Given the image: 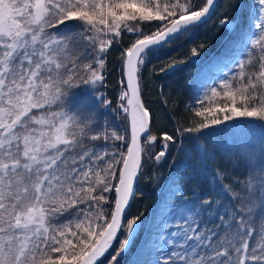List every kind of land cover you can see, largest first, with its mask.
<instances>
[{"label": "snow or ice", "instance_id": "snow-or-ice-1", "mask_svg": "<svg viewBox=\"0 0 264 264\" xmlns=\"http://www.w3.org/2000/svg\"><path fill=\"white\" fill-rule=\"evenodd\" d=\"M220 7L0 0V264H264V0H225L217 16ZM213 17L232 40L206 68L225 70L197 78L187 122L173 117L172 131L159 129L144 71L195 43ZM206 47L201 40L190 58ZM113 51L114 100L105 91ZM185 60L171 57L152 74ZM171 153L184 159L172 157L162 187L151 173L160 188L151 222L130 214L146 169Z\"/></svg>", "mask_w": 264, "mask_h": 264}, {"label": "trees", "instance_id": "trees-1", "mask_svg": "<svg viewBox=\"0 0 264 264\" xmlns=\"http://www.w3.org/2000/svg\"><path fill=\"white\" fill-rule=\"evenodd\" d=\"M221 5L225 3V0H219ZM222 5V9H223ZM222 9H220V14ZM219 16V15H218ZM216 17H213L207 25L204 26L199 32V39L192 44L184 42L169 48L161 57L154 58L153 62L148 65L144 71V92L143 99L148 106L156 113L159 129L172 131L173 130V117H183L184 122H187V114L185 112L186 104L190 101L193 88L196 86L197 78L204 76L207 79H214L222 71H224V65L220 64L211 72L206 68V65L210 60L220 56L228 44L232 40V37H225V33L216 32L215 29ZM131 35L123 37V43L127 45L131 40ZM207 39L208 47L204 48L198 58H190L191 47L196 46L201 40ZM119 51H113L108 58L109 72L106 93L110 99H115L119 93L120 85V73H119ZM175 57L176 59L186 58L185 63L180 65L179 69L174 73H169L166 76H158L152 74L153 66L159 67L163 62L169 58ZM193 59H198L199 63H193ZM163 85V95H161V86ZM167 99L168 104L165 105L164 101ZM197 120L199 118H196ZM176 124L181 123L179 119L175 121ZM221 140H231V137L221 136ZM176 156L175 153H171L169 157L159 166L158 169L149 167L146 171L149 173L148 179H141L138 184L139 192L142 195L137 196V200L132 205L130 214H136L138 211H144L145 216L148 218V222H151L152 215L155 211L160 198V188L154 186V181L151 176L153 171H156L162 179L159 181L160 187L163 186L164 181L169 178L170 172L175 171L176 164H179L184 159V154L176 156V164H173L172 157ZM190 171V170H189ZM195 183V181H192ZM203 186V185H202ZM189 195L191 190L189 189ZM146 233L141 232L136 237V242L132 248V252H137V248L143 247V240L146 239ZM131 255V253H130Z\"/></svg>", "mask_w": 264, "mask_h": 264}, {"label": "rangeland", "instance_id": "rangeland-1", "mask_svg": "<svg viewBox=\"0 0 264 264\" xmlns=\"http://www.w3.org/2000/svg\"><path fill=\"white\" fill-rule=\"evenodd\" d=\"M218 1H219V0H217V2H218ZM222 5H223V4H221V7H222ZM221 7L217 9V13H216L217 16L220 15V9H222Z\"/></svg>", "mask_w": 264, "mask_h": 264}]
</instances>
